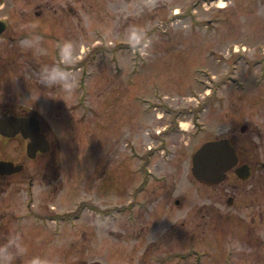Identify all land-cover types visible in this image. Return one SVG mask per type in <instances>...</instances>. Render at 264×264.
I'll list each match as a JSON object with an SVG mask.
<instances>
[{
  "label": "rangeland",
  "instance_id": "rangeland-1",
  "mask_svg": "<svg viewBox=\"0 0 264 264\" xmlns=\"http://www.w3.org/2000/svg\"><path fill=\"white\" fill-rule=\"evenodd\" d=\"M62 1L72 3L76 15L64 10L61 26L54 17L33 24L61 31V42L76 46L78 93L65 102L63 91L47 90L41 105L58 134L54 160L62 161L55 172L62 175L63 199L51 204L64 212L70 199L78 203L57 223L12 220L0 227V245L20 237L26 252L12 264L37 258L48 264H187L183 207L175 200L182 201L195 151L246 124L260 131L251 148L264 156V3L158 0L149 8L143 0ZM132 27L150 39L146 51L130 47ZM53 45L41 42L47 59ZM72 102L77 108L69 111ZM163 128L178 133L164 143L154 140ZM124 133L132 141L126 149ZM133 143L142 149L144 184L128 204L135 211L130 218L119 206L134 201L137 191L132 185L140 174L124 160ZM153 164L151 183L147 168Z\"/></svg>",
  "mask_w": 264,
  "mask_h": 264
},
{
  "label": "flooded vegetation",
  "instance_id": "flooded-vegetation-1",
  "mask_svg": "<svg viewBox=\"0 0 264 264\" xmlns=\"http://www.w3.org/2000/svg\"><path fill=\"white\" fill-rule=\"evenodd\" d=\"M257 1L264 3V0ZM64 10L76 15L72 3L63 4L62 0H0V227L8 226L14 219L29 221L35 218L39 221L43 218L57 223L69 213L51 204V201L61 204L63 199L60 194L64 185L62 175L55 172L62 161L54 160L60 154V144L54 140L58 134L47 122V112L41 104L46 101V91L55 89L44 88L38 80L44 65L65 67L58 54L62 44L61 31L43 29L42 25H36L34 30L30 28L34 20L50 17L61 26ZM32 35L41 38V49L43 41L54 43L49 49V59L46 49V54H40L35 49L20 47L19 42ZM66 67L74 72L79 82L77 60ZM218 104L220 109L223 108L222 99ZM69 107V111H73L76 104L72 102ZM17 118L24 123L25 132L16 130ZM5 123L6 128L3 127ZM175 133L178 132L173 128H163L154 132L152 138L161 137L164 143ZM259 136V130L246 124L237 130L233 128L229 136H220L229 139L237 160L225 169L224 177L218 182L208 184L198 180L191 167L182 201L175 200L177 207H183L187 264H264V156L253 154L251 148L252 144L258 146L256 138ZM122 138L126 149L132 141L125 133ZM140 156L142 149L137 143H133L129 155L124 156V160L135 164V174H140L132 185L137 187L135 201L138 195L141 196L144 184ZM143 161L148 162L149 158ZM191 163L193 166V160ZM53 164V172H48ZM147 171L154 183V164ZM156 175L167 180V175ZM151 192L154 195V185ZM70 200L73 209L75 199ZM131 202L130 199L122 201L119 207L124 214L127 212L134 218ZM3 218L6 220L2 221Z\"/></svg>",
  "mask_w": 264,
  "mask_h": 264
},
{
  "label": "clouds",
  "instance_id": "clouds-1",
  "mask_svg": "<svg viewBox=\"0 0 264 264\" xmlns=\"http://www.w3.org/2000/svg\"><path fill=\"white\" fill-rule=\"evenodd\" d=\"M158 0H143L146 7H155ZM35 29L36 25H31ZM127 39L130 47L134 51H146L151 41L142 28L132 27L129 29ZM41 38L38 35H32L22 39L19 44L23 49H35L40 54H46L43 49L39 48ZM59 59L62 65H44L41 67L38 75L39 84L44 88L60 89L65 93L62 98L65 102L70 99L78 88V81L74 72L69 71L66 66L71 65L76 55V46L72 41H65L58 47ZM26 252L20 237H15L7 244L0 245V264H12L14 258H19ZM32 264H48L47 261L39 258L34 259Z\"/></svg>",
  "mask_w": 264,
  "mask_h": 264
},
{
  "label": "water",
  "instance_id": "water-1",
  "mask_svg": "<svg viewBox=\"0 0 264 264\" xmlns=\"http://www.w3.org/2000/svg\"><path fill=\"white\" fill-rule=\"evenodd\" d=\"M15 122L16 130L25 132L22 120L17 118ZM3 127L6 128V123ZM236 160V151L228 139L210 140L194 154L193 174L199 180L212 184L222 179L225 169L232 166Z\"/></svg>",
  "mask_w": 264,
  "mask_h": 264
},
{
  "label": "bare ground",
  "instance_id": "bare-ground-1",
  "mask_svg": "<svg viewBox=\"0 0 264 264\" xmlns=\"http://www.w3.org/2000/svg\"><path fill=\"white\" fill-rule=\"evenodd\" d=\"M175 13H177V10L175 11Z\"/></svg>",
  "mask_w": 264,
  "mask_h": 264
}]
</instances>
